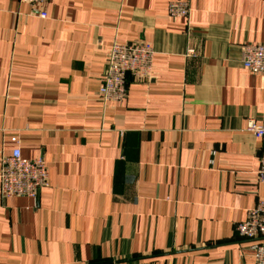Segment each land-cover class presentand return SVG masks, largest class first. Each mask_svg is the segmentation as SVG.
I'll list each match as a JSON object with an SVG mask.
<instances>
[{
  "label": "crops",
  "instance_id": "0c3cea01",
  "mask_svg": "<svg viewBox=\"0 0 264 264\" xmlns=\"http://www.w3.org/2000/svg\"><path fill=\"white\" fill-rule=\"evenodd\" d=\"M172 1L0 0V160L49 170L37 199L0 192V264H253L236 225L264 200V77L242 59L264 0ZM115 41L153 68L105 102Z\"/></svg>",
  "mask_w": 264,
  "mask_h": 264
},
{
  "label": "built area",
  "instance_id": "2783aa9c",
  "mask_svg": "<svg viewBox=\"0 0 264 264\" xmlns=\"http://www.w3.org/2000/svg\"><path fill=\"white\" fill-rule=\"evenodd\" d=\"M21 1L37 6L49 0ZM168 12L172 17H184L189 20L191 8L185 1H172ZM194 54V49L187 50V55ZM154 55V47L148 42L115 41L110 48L106 72L99 89L101 99L105 102L124 100L130 77L139 80L150 78ZM242 64L249 71L264 77V43L244 45ZM245 129L261 139L264 144V122L249 120ZM12 140L17 142L16 137ZM211 162L213 163V160ZM257 177L264 185V157L260 161ZM48 184L49 170L42 157L26 158L19 146H16L9 155L2 156L0 160L2 197L26 196L37 199L40 190ZM236 232L239 236L252 241L253 264H264V200L259 201L248 211L245 220L237 223Z\"/></svg>",
  "mask_w": 264,
  "mask_h": 264
},
{
  "label": "rangeland",
  "instance_id": "374dc122",
  "mask_svg": "<svg viewBox=\"0 0 264 264\" xmlns=\"http://www.w3.org/2000/svg\"><path fill=\"white\" fill-rule=\"evenodd\" d=\"M250 120H254V119H250ZM248 121H249V120H248ZM248 121H247V123H248ZM254 121H255V120H254ZM255 122H256V121H255ZM247 123H246V124H247Z\"/></svg>",
  "mask_w": 264,
  "mask_h": 264
}]
</instances>
